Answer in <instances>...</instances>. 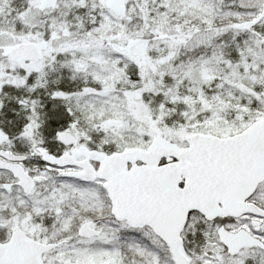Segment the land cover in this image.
<instances>
[{
    "label": "snow or ice",
    "instance_id": "obj_1",
    "mask_svg": "<svg viewBox=\"0 0 264 264\" xmlns=\"http://www.w3.org/2000/svg\"><path fill=\"white\" fill-rule=\"evenodd\" d=\"M0 264H264V0H0Z\"/></svg>",
    "mask_w": 264,
    "mask_h": 264
}]
</instances>
